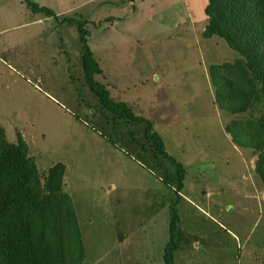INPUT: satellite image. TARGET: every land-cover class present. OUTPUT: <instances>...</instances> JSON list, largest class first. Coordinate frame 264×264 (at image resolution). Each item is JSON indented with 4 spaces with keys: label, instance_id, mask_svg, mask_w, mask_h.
Returning a JSON list of instances; mask_svg holds the SVG:
<instances>
[{
    "label": "rangeland",
    "instance_id": "obj_1",
    "mask_svg": "<svg viewBox=\"0 0 264 264\" xmlns=\"http://www.w3.org/2000/svg\"><path fill=\"white\" fill-rule=\"evenodd\" d=\"M32 1L55 16L31 12L24 0H0V126L9 143L21 136L40 173L65 166L83 264H163L174 209L181 216L174 264H255L264 220L255 225V202L245 195L259 182L252 151L225 129L246 116L219 110L209 75L239 55L224 40L203 37L207 1ZM64 18L87 22V45L102 71L95 80L114 102L134 100L123 103L152 124L183 167V190L173 162L146 138V124L103 109L84 77L78 28ZM204 189L212 194L206 199ZM178 192L197 206L180 200L176 207Z\"/></svg>",
    "mask_w": 264,
    "mask_h": 264
},
{
    "label": "trees",
    "instance_id": "obj_2",
    "mask_svg": "<svg viewBox=\"0 0 264 264\" xmlns=\"http://www.w3.org/2000/svg\"><path fill=\"white\" fill-rule=\"evenodd\" d=\"M206 1L203 37H218L239 55L233 63L210 67L214 103L223 112L246 116L232 120L225 129L239 146L257 155L254 174L264 189V0ZM24 3L33 13L55 16L52 10L32 0ZM62 21L78 28L84 46V77L103 109L121 119L146 124V138L155 144L158 154L173 162L181 189L185 171L166 154L152 124L134 115L125 103L111 100L104 85L95 80L102 71L87 45V22L74 18ZM64 173L61 163L40 173L21 136H17L16 143H9L0 126V264H83L84 249L75 210L63 191ZM262 217L264 220V207ZM178 222L174 209L163 264H174Z\"/></svg>",
    "mask_w": 264,
    "mask_h": 264
},
{
    "label": "crops",
    "instance_id": "obj_3",
    "mask_svg": "<svg viewBox=\"0 0 264 264\" xmlns=\"http://www.w3.org/2000/svg\"><path fill=\"white\" fill-rule=\"evenodd\" d=\"M204 29H202V32H203ZM123 96L125 97V95L123 94ZM120 95H118L115 99L116 100H120L121 102H127L128 104L131 105L132 102H134V100L132 99H123V98H119ZM232 121V120H231ZM231 121H229L228 123H230ZM249 155V168L254 172V167H255V162L257 160V155L256 154H253L252 152L248 154ZM258 181V179H257ZM259 182V181H258ZM185 188V185L182 186V190ZM252 194L249 196V195H245V197L247 198H250L252 201L255 202V207H256V212H257V218H256V221H255V225H257L259 223L260 220H263V217H262V209L264 207V189L261 187L260 183H254V181H252ZM221 192H223V190L221 189ZM233 194L234 192H236V189L235 190H232ZM179 195L177 196L178 198H176V207H178V205L180 204V200H183L186 204V206H197L196 204H193L194 202L186 195L182 194L181 192H178ZM202 195L203 197L206 199L208 196L212 195L210 192H207L205 189L203 190L202 192ZM174 203V204H175ZM173 204V205H174ZM238 205V201L236 200H233V203L230 204V208L231 207H235ZM244 210H249V206H245ZM178 213H179V223L181 221V216H180V212L178 210ZM205 214H207V212H204ZM251 213L253 214V210L251 211ZM177 233V231H176ZM235 235V234H234ZM250 233L249 234H246L244 236V243H246L249 239H250ZM176 237V236H175ZM236 237V235H235ZM263 243V250L262 252H260V255H258L255 259H252L255 264H264V239L262 241ZM178 245V244H177ZM165 247V246H164ZM164 247L162 250H164ZM179 248V246H178ZM177 248V249H178ZM256 249H258V247H256ZM162 255H163V251H162Z\"/></svg>",
    "mask_w": 264,
    "mask_h": 264
}]
</instances>
